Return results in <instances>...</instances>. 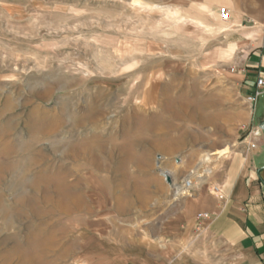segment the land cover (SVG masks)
<instances>
[{"label": "rangeland", "instance_id": "rangeland-1", "mask_svg": "<svg viewBox=\"0 0 264 264\" xmlns=\"http://www.w3.org/2000/svg\"><path fill=\"white\" fill-rule=\"evenodd\" d=\"M228 2L0 0V264H185L148 222L242 139Z\"/></svg>", "mask_w": 264, "mask_h": 264}, {"label": "crops", "instance_id": "crops-1", "mask_svg": "<svg viewBox=\"0 0 264 264\" xmlns=\"http://www.w3.org/2000/svg\"><path fill=\"white\" fill-rule=\"evenodd\" d=\"M228 3L232 79L246 98L258 78L264 79V0ZM242 114V139L218 149L231 147L227 155L214 152L222 163L203 172L204 182L190 189L191 196H176L172 185L163 211L148 222L152 237L170 240L172 252L193 253L179 258L185 264H264V93L253 111L249 104ZM201 213L210 217L198 220ZM154 264H176V259Z\"/></svg>", "mask_w": 264, "mask_h": 264}, {"label": "bare ground", "instance_id": "bare-ground-1", "mask_svg": "<svg viewBox=\"0 0 264 264\" xmlns=\"http://www.w3.org/2000/svg\"><path fill=\"white\" fill-rule=\"evenodd\" d=\"M230 151H231V149H230ZM230 151L226 152L220 156L222 157L224 155H227L230 153ZM211 158H212V154L209 151H206L200 158V161H201L200 164L204 167L205 171H207V172H209L208 164H209ZM174 185H175L174 187H175L176 195L178 197H183V196L185 197L186 195L187 196L192 195V192H191L192 190L190 191V189L197 186L198 183L195 182L193 179L188 178L185 180H181V182L179 181V182L175 183Z\"/></svg>", "mask_w": 264, "mask_h": 264}, {"label": "built area", "instance_id": "built-area-1", "mask_svg": "<svg viewBox=\"0 0 264 264\" xmlns=\"http://www.w3.org/2000/svg\"><path fill=\"white\" fill-rule=\"evenodd\" d=\"M221 17L224 21L230 19V11L227 7L223 8L221 10ZM257 89L250 95H248L246 98H247V101L248 103L250 104L251 106V109L252 111L254 110L255 108V105L259 99V96L261 94L264 93V79L263 78H258L257 80ZM210 217V215L208 213H201V214H198L197 215V219L198 220H201V219H208Z\"/></svg>", "mask_w": 264, "mask_h": 264}, {"label": "water", "instance_id": "water-1", "mask_svg": "<svg viewBox=\"0 0 264 264\" xmlns=\"http://www.w3.org/2000/svg\"><path fill=\"white\" fill-rule=\"evenodd\" d=\"M168 180H171V177L168 174H165Z\"/></svg>", "mask_w": 264, "mask_h": 264}]
</instances>
